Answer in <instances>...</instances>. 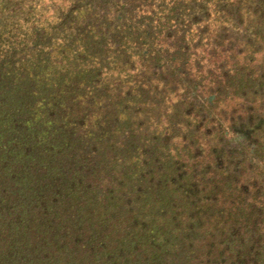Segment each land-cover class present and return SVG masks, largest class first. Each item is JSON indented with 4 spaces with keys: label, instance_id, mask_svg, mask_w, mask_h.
Wrapping results in <instances>:
<instances>
[{
    "label": "trees",
    "instance_id": "trees-1",
    "mask_svg": "<svg viewBox=\"0 0 264 264\" xmlns=\"http://www.w3.org/2000/svg\"><path fill=\"white\" fill-rule=\"evenodd\" d=\"M0 264H264V0H0Z\"/></svg>",
    "mask_w": 264,
    "mask_h": 264
},
{
    "label": "rangeland",
    "instance_id": "rangeland-1",
    "mask_svg": "<svg viewBox=\"0 0 264 264\" xmlns=\"http://www.w3.org/2000/svg\"><path fill=\"white\" fill-rule=\"evenodd\" d=\"M212 98V97H211Z\"/></svg>",
    "mask_w": 264,
    "mask_h": 264
}]
</instances>
